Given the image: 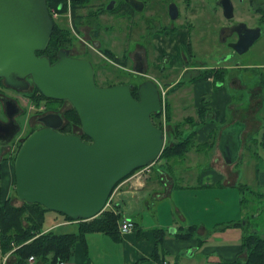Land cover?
<instances>
[{"label": "water", "instance_id": "95a60500", "mask_svg": "<svg viewBox=\"0 0 264 264\" xmlns=\"http://www.w3.org/2000/svg\"><path fill=\"white\" fill-rule=\"evenodd\" d=\"M219 4L225 18L235 16L232 0ZM170 11L172 19L179 16L176 3ZM54 25L48 0H0V78L25 90L30 76L42 95L68 100L90 138L85 141L81 134L62 132L61 114L42 117L44 126L27 136L16 155L17 195L75 222L101 214L120 181L159 159L166 134L152 115L163 111L162 91L148 78L137 87V98L130 84L98 85L91 60L72 56L68 49H60L55 62L37 54L47 48ZM237 31L239 38L230 45L238 54L249 50L262 35L261 26L245 22ZM16 125L11 124L8 133L18 132Z\"/></svg>", "mask_w": 264, "mask_h": 264}, {"label": "rangeland", "instance_id": "374dc122", "mask_svg": "<svg viewBox=\"0 0 264 264\" xmlns=\"http://www.w3.org/2000/svg\"><path fill=\"white\" fill-rule=\"evenodd\" d=\"M174 1L177 2L180 7V17L177 20L171 22L172 28H175L176 30H170H172L173 32H179V34L171 35V32H169L165 36L167 39L170 36H176L175 38L178 41L175 42L178 43L179 41H182V35L180 31L183 32V35H186L185 40L187 41L184 44L185 48L182 47L181 49L188 51V53L192 57L190 64L194 66H212L216 64V59L223 58L227 55H230L231 59L228 61L223 60L222 65H226L227 63L229 64L231 62H240L241 58L259 61L264 57V0H232L236 8L235 16L232 19L225 18L222 8L217 3L218 0ZM153 3L154 2H152V0H148V5L144 8L142 12H137L131 17L126 16L125 19H119V13H106L102 16V18L100 17L97 18V20H91L90 22V19H88L86 13L88 11V8H83L87 6V4H79L77 6L79 8L78 14H81V16H76L77 20H75V17L71 16L69 3L66 11H59L56 7L52 6L51 12L53 13L52 16L54 18L55 23L58 26L67 29V36L65 37L67 46L65 47L70 48L71 51L75 54L83 55L90 58L96 68V81H98L99 84L121 80H133L139 82L144 77L151 79L159 75L156 73V69H154L153 67L155 64L153 59H157L158 61L160 60V57L158 56V53L160 51L157 48V56L151 54V33L154 31V29H152V26H150L152 23H150L149 17L153 13ZM92 21L96 22L97 24L93 23ZM165 21L167 22L168 19ZM239 21H243L249 26L261 25L263 30V33L260 38L257 39L255 43L249 48V50L244 52L242 56L239 54L233 55L231 47L226 46L227 43L220 40V29L227 25H233L234 23ZM183 29H185V32ZM156 38L157 39H155V42L157 43V45L160 44L161 41H166L164 37L162 40H160L159 36H157ZM228 39L234 40L235 36H229ZM138 46H142L141 48H144L145 46L148 50L146 54L144 53V61L149 67L145 72L146 76L139 75L133 72L134 67L132 59L129 56L124 57L125 52L130 53L131 51H134V49L139 48ZM107 48L111 49V51L121 60L119 59V61H114L113 59H110L105 53L104 54L106 56L100 54V52L103 53V50ZM123 60H125V63L123 62ZM185 65H187V63L185 64L183 62V65H180L177 70H171V76V72L169 70L171 67L169 66L167 69V80H176L178 74H180L181 69H183ZM125 70H127V72H129L130 74L127 75L126 73H124ZM235 73L237 76L240 74L241 77L245 81L247 80L249 84L252 83L250 84L251 86L253 84H257L258 80L261 83V79H258L256 73H253L252 71L247 72L242 70L241 72L237 71ZM235 73L233 75H235ZM193 74L196 75L198 74V72H193ZM227 74H229L228 71ZM185 77L187 78L188 76ZM185 84L189 83L185 82ZM208 85L212 91V89H216L215 86L217 84L214 86L213 83H209ZM229 89L232 90V88ZM180 92H178L177 94L176 91L173 93L170 92L169 94L165 93V96L163 97L164 108L162 115L160 116L158 121L160 120L162 122V128L165 131L167 137L166 143L170 141L175 142L174 138H177V135H179V132L177 130L179 124L186 126L188 125L186 121L187 117H195L197 115L193 99L190 98V92ZM207 95L210 97L209 93ZM167 97L169 100L173 101L171 103L172 105H170V121H167L166 115V102L168 101ZM235 98L236 96H234V99ZM70 106L71 103L68 101L62 103L61 108L64 112L65 109H67L68 107L70 108ZM29 113L30 115H33L32 110H30ZM256 115L259 119V122L261 121V123H259L260 127L258 130L252 133V136L247 141L249 145L252 146L253 151H258V160L262 165H264V109H259ZM22 122L24 121L22 120ZM183 130L185 132L184 136H186L189 132L187 133V130L184 127ZM176 132L178 134H176ZM209 133L211 134V136H209L208 140L209 143H212L214 140V132L212 131V129H209ZM209 143H205V147L211 149L210 145H208ZM203 158L208 160V157L203 156ZM181 159L182 158H174L170 159L168 162H166L165 159L157 160L153 164L155 165V169H152L153 166L151 165L149 171L145 172L144 174L145 178H147L149 175H152L153 179L156 180L157 175L159 173V165H164V170L168 172L169 175L174 177L175 183L173 185V191L166 195H163V193L166 192L168 188L166 186H163V184L159 183H156V185L154 184L155 187L153 189H151L152 186H150L143 193V198H141V202H145L146 200L149 202L150 206L146 207V212L148 215L147 217L151 220H173L174 215H179V212L176 207H178L180 210H191L194 212V214H196L200 211V202L204 201L208 192H212L207 191L211 190L209 188L198 187L199 183L201 182L197 181V178L194 179L190 177L191 174L197 175L198 170H200L203 164H206V161L194 167V169L197 170L196 172L187 171L183 173V167L181 166L183 160L181 161V163H179ZM167 166L172 167L169 168ZM11 176V185L7 187L6 192L7 195H12L14 203L19 205L22 203V200H20L14 190V178L13 175ZM182 176L185 177L183 178ZM156 191L162 194L156 196L154 194V192ZM115 192L116 187L113 193ZM222 195L228 198V203L231 204V206L226 208L227 212H233V210H235L236 208L238 213H240V209L247 208L249 216L248 218H246V220L249 219L252 223L255 222L257 225L259 223L257 232L262 237H264V196L259 197L253 195L251 189L241 188L240 186L226 187L225 189H223ZM144 197L146 198V200ZM235 198L237 204H235ZM133 202V208L131 210H134L137 206H146L142 203L137 204L136 202V204H134ZM255 211L260 212V216L253 220L250 215ZM57 218H59V220L65 219L62 213L53 210H48V212L46 211L44 216V228H47L51 224H54ZM78 228L79 225L77 226L73 223L61 224L57 226L54 230L58 233H78ZM164 228L170 230V227H168V225H165ZM172 229L173 228H171V230ZM136 234L137 230L132 234V237H135ZM153 235L156 237L155 233ZM85 236V239L87 240V248L86 250L84 249V252L90 259V264H130L129 261L131 260L129 258L133 254L132 251L137 250L136 246L133 245L131 239H127L126 237L124 238V236H121L120 238H114L112 235H106L102 231L92 233L90 232L87 233ZM175 236L176 239H179L180 237L177 235ZM141 240L145 241L144 239ZM156 240L157 237L155 239V243ZM138 241L139 240L136 238L135 244H137ZM77 244H80L81 246V242H77L74 248H76ZM217 245L218 243L211 244L210 246L206 245L205 247L209 246L211 248V246ZM170 249V251L166 252H163L162 250L158 251H160L161 255L164 254L166 260L171 262L172 264H175L176 262H180L183 264H214L208 261L207 255L204 254L201 250H197L195 251L194 255L189 256L188 251L191 248H183L179 252H176L173 245ZM6 254L2 253L0 247V264H22L18 262L16 263L11 259L4 261ZM12 256L15 255L12 254ZM178 257H180L179 261H177ZM66 262L68 263V261Z\"/></svg>", "mask_w": 264, "mask_h": 264}, {"label": "crops", "instance_id": "0c3cea01", "mask_svg": "<svg viewBox=\"0 0 264 264\" xmlns=\"http://www.w3.org/2000/svg\"><path fill=\"white\" fill-rule=\"evenodd\" d=\"M183 30L185 32V29ZM180 32L182 41L178 43L175 42L178 41L175 38L176 36H170L168 39L164 37L166 41H159L160 44L158 45L156 43L158 50L160 47H163L171 53L170 72L171 70H177L180 65H183V62L187 63L181 69L176 80L170 81L171 84L163 88L167 94L175 91L176 94L180 91L183 93L190 92V98L193 99L197 115L195 117H187L186 121L188 125H182L181 135H177L178 137L174 138V140L178 142L181 138L179 136L185 137L184 127L187 133L189 132L186 136L194 133L195 147L193 146L194 148H191L185 155L186 157L182 158L179 163L183 160L181 166L183 167L182 172L185 173L187 171L196 172L197 170L194 167L206 161V164H203L200 170H198V174H191L190 177L197 178L196 180L201 182L198 187L209 188L211 190L207 191L212 192H208L204 201L200 202V211L198 213L194 214L191 210H180L176 207L179 215H174L173 220L164 221L158 219L155 221L147 217L146 207L150 205L145 197V202H141V198H143L142 195L145 190L150 186L153 189L156 183L163 184V186L168 188L163 195L173 191V185L175 184L174 177L164 170L165 166L159 165V173L156 180L153 179L152 175L146 176L147 178L144 176L142 179H135L129 176L120 182L107 207L120 212V219L128 216L134 222L135 226L131 232L124 235L119 231L120 237L124 236V238L131 239L133 245L137 248V250L132 251L133 254L129 258L131 260L129 261L130 264H161L153 256L156 250V237L153 234L155 233L154 229L164 228L165 225H168L170 230L164 228L166 234L163 241V249H161L163 252L170 251V248L174 245L176 252H179L183 248H191L189 256L194 255L195 251L201 250L207 255L208 261L214 264H220L222 260L235 261L236 259H245L246 252L241 246L243 232L245 229L255 232L259 226V223L257 225L249 219L246 220L249 216L247 208L240 209V213H238L236 208L233 212H227L226 208L231 206V204L228 203V198L222 194L223 189L226 187L240 186L241 188L251 189L253 195L264 196V165L258 160V151H253L252 146L247 141L252 136V133L260 127L259 123L261 121L259 122L257 118V111L264 109V57L259 61L241 58L240 62H231L226 65L221 64V68L226 69L229 73L226 74L223 81H213L211 78L196 80V77H200L203 74V71L198 68L207 69L210 65L194 66L190 64L192 57L188 51L181 49L182 47L185 48L186 35H183L182 31ZM178 34L179 32L171 33V35ZM183 52L184 54L186 53L184 57H182ZM243 54L239 55L242 56ZM230 59L229 56L227 61ZM242 70L256 73L258 79H261V83L258 80L257 84L251 86L250 84L252 83L249 84L240 74L236 75L235 72H241ZM193 72H198V74L195 75ZM234 73L235 75H233ZM171 75L172 72L170 73ZM179 81H182V85L184 84L183 86L180 85L182 87H177ZM185 82L189 84H185ZM209 83H213L214 86L217 84L215 86L216 89H212L211 91ZM229 88H232V90ZM208 93L210 97L207 95ZM234 96H236L235 99ZM168 102L172 105L173 101L168 99ZM202 106L208 107L205 110L206 116H204V121L202 120V116H199V109ZM209 129H212L214 132L212 143H209L208 140L209 136H211ZM176 134L178 133L176 132ZM205 143H209L208 145H210L211 149L205 147ZM203 156L208 157V160L203 158ZM152 166V169H155V165ZM167 167L171 168L172 166ZM154 194L159 196L162 193L156 191ZM132 202L134 204L136 202L137 204L142 203L146 206H137L134 210H131L133 208ZM235 204H237L236 198ZM259 216L260 212L256 211L250 215L253 220ZM235 222H241V224L239 226L222 228L226 224ZM73 223L74 225H79L78 221H69L66 218L59 220L57 218L54 224L45 229L54 230L61 224ZM192 225H197L198 227L194 238H175L177 233L183 232L187 227ZM171 228L173 229L171 230ZM136 230V236L132 237V234ZM136 238L139 240L137 244H135ZM200 239L204 241L202 244L199 243ZM86 241L81 242V246L77 244L76 248H74L73 258H70L68 264H90L91 261L84 252V249L86 250L87 248ZM216 243H218L217 246L209 247L211 244ZM206 245L209 246L205 247ZM179 258H177V261H179ZM9 259L17 263L16 256H10ZM163 264L172 263L165 258ZM232 264H236V262Z\"/></svg>", "mask_w": 264, "mask_h": 264}, {"label": "trees", "instance_id": "16d2710c", "mask_svg": "<svg viewBox=\"0 0 264 264\" xmlns=\"http://www.w3.org/2000/svg\"><path fill=\"white\" fill-rule=\"evenodd\" d=\"M48 6L50 10L53 6L59 11H66L68 8L66 0H48ZM76 7L77 6L75 5V8L73 7L72 9L74 17H76ZM174 30L176 29L174 28L173 31ZM66 36L67 29L62 28L55 23L47 48L43 51H38L37 54H46L50 57L52 62H55L58 59L59 50L67 46L65 38ZM103 51L110 59L119 61L115 54L110 50L104 49ZM226 74L227 70L224 68H208L203 71V74L200 77H196L195 79L203 80L213 77L214 81H223ZM113 83L114 82H108L104 85H111ZM181 84L182 81H179L177 86ZM1 85L2 83L0 82V86ZM36 92L39 93L40 90L36 88ZM39 94L45 97L41 92ZM136 94V91H134V95ZM37 99L39 98L37 97ZM55 101H60L62 104L67 100ZM207 109L208 107L203 106L199 109V116H202L203 121L204 116H206L205 110ZM62 115L64 118V123L61 127L62 132L70 134L78 133L81 134L85 141H90V138L82 130L80 117L72 104L70 108L68 107L65 109ZM161 115L162 112L152 115L153 121L160 127H162V122L160 120L158 121V119ZM166 115L167 121H170L171 110L168 101L166 102ZM177 130L179 135H181L180 132L182 131V125L179 124ZM180 137L181 138L178 142L170 141L165 144L158 160L165 159V161L168 162L173 158L186 157L185 155L187 152H189V150H191L195 144L194 133H191V135L185 136L184 138H182V136ZM13 178V183L15 184L16 178L14 172ZM10 185V181L4 185H0V247L3 254H6L14 249L12 254L16 256L18 263H26L28 258L32 255L35 256L38 264H56L59 260L69 261L74 253L75 244L79 241L85 242V235L89 232L102 231L106 234H109L110 236L112 235L114 238H120L119 229L117 226L121 217L120 212L108 207L103 210L101 214L92 219L78 221V233H58L53 229L46 230L44 228V216L45 212H48L49 209L40 203H27L23 200L21 204H15L12 195H7L6 192L7 187ZM14 190L16 192L15 188ZM62 215H64V213H62ZM64 216L69 221L73 220L67 215ZM240 224L241 222L229 223L224 225L222 228L229 226H239ZM197 228V225L189 226L183 232L177 233V236H180V238L182 237L184 239L194 238ZM154 232L157 240L155 246L156 250L153 256L161 264H163L165 261L164 254L161 255L160 251L158 250L163 249V241L166 231L164 228H156L154 229ZM203 242V239L199 240L200 244ZM241 246L246 252L245 259H236L235 261L222 260L220 264H232L235 262L236 264H264V237H262L257 231L251 232L245 229L241 239Z\"/></svg>", "mask_w": 264, "mask_h": 264}, {"label": "flooded vegetation", "instance_id": "af4514ba", "mask_svg": "<svg viewBox=\"0 0 264 264\" xmlns=\"http://www.w3.org/2000/svg\"><path fill=\"white\" fill-rule=\"evenodd\" d=\"M66 1L67 4L69 3V9L72 17H74L72 13V9L73 7L75 8V5L78 6L79 4H85V5L87 4V6L83 8H88V11L86 13L88 19H90V22L91 20H97V18L100 17L102 18V16L106 13H112V14L119 13L118 16L120 17L119 19H125L126 16L131 17L132 15H135V13L137 12H142L144 8L148 5V0H66ZM152 2H154L152 6L153 13L149 17L150 19L149 21L150 23H152L150 26H152V29H154V31L151 33L152 34L151 54L157 56L156 54L157 47H156L155 39H157L156 37L159 36L160 40H162L163 37H166L165 35H167L169 32L171 33L173 32L171 22L177 20L180 17V7L177 4V2H175L174 0H152ZM219 2L220 0L217 1L218 5L220 6ZM172 3H176L179 8V16L176 19H172L170 15L171 12L170 6ZM78 9L79 8L76 7V16L79 15L81 16L80 13L78 14L79 11ZM167 19L168 21L166 22L165 20ZM75 20H77V17H75ZM242 22L243 21H239L234 23L233 25H227L220 29V40L227 43L226 46L231 47L232 54H237V52L230 45V43L236 42L238 40L239 33L237 31V26ZM257 26H261V25H257ZM229 36L230 37L235 36V39L229 40L228 39ZM141 47L142 46L134 49V51H131L130 53L125 52L124 57L129 56L132 59L133 67H134L133 72L139 75L146 76L145 72L149 67L147 63L144 61V53L146 54L148 50L146 49L145 46H144L145 49ZM61 49H68L69 53L72 56L84 57L90 60V58L86 56L73 53L71 49L68 47H63ZM107 50L111 51V49L109 48H107ZM159 51L160 52L158 53L159 54L158 56L160 57V60L158 61L157 59L156 60L153 59V61L155 62L153 67L154 69H156V73L159 75L152 79H154L158 83L161 89V87H167L171 84V82L167 80L168 78L167 69L170 66L169 63L171 61V53L168 52V50L163 47H160ZM100 54L105 55L104 52L103 53L100 52ZM185 55L186 53L184 54L183 52L182 57H184ZM117 58L120 59L119 57ZM220 59L221 58L216 59V64L209 66V68L221 69L222 62L219 61ZM198 69H201V71L205 70V68L203 69L198 68ZM124 73H126L127 75L130 74L129 72H127V70H125ZM95 77L97 80L96 68H95ZM210 78L214 81L213 77ZM26 79L27 81H29V87L25 90H22L7 85L4 82V79L0 78V82L2 83V85L0 86V124H3L2 127L4 128L3 130L0 131V135L2 137L0 138V185H4L8 181H10V179H12L11 175H13V172L15 173L14 165H15L16 155L23 141L27 138V136L35 129L44 126L42 117L50 113H58L61 115L63 114V110L61 108L62 106L61 102L55 101L59 99H52L46 96L45 97L41 96L39 94L40 92L39 93L36 92L37 87L32 82L31 77L28 76ZM147 79H148L147 77H144L139 82L133 80H128V81L121 80V81H115L111 85L127 83L131 85V89L134 92L137 91V87L139 86V84ZM96 82L98 85L101 86H111V85H104L105 83L99 84L98 81ZM135 96L138 98L137 94ZM37 97L39 99H37ZM162 101H164L163 98ZM65 102H68V100ZM30 110L33 111V115H30L29 113ZM22 120L24 122H22ZM16 123L19 124V130L15 134L11 135L10 133H8L7 129L11 127V124L16 125ZM16 128L17 125L15 126V129Z\"/></svg>", "mask_w": 264, "mask_h": 264}, {"label": "built area", "instance_id": "2783aa9c", "mask_svg": "<svg viewBox=\"0 0 264 264\" xmlns=\"http://www.w3.org/2000/svg\"><path fill=\"white\" fill-rule=\"evenodd\" d=\"M161 91H162V97H164L165 96V93H166V90L163 87H161ZM163 105H164V103H163ZM163 108H164V106H163ZM149 169H150V166L141 167V168H139V170L137 169L131 175V178L134 177L135 179H142L144 177L145 172H148ZM117 187H119V185ZM117 187H116V190H117ZM113 194L110 197L111 200H112ZM111 200H109L107 206L109 205V203H110ZM117 226L119 228L120 233L125 235V234L131 232L134 229V226L135 225H134L133 220L130 219V218H128V216H127V217L121 218L119 220V224ZM13 250H11L10 252H8L5 255L4 261L8 260L10 258V256H12ZM26 264H38V261L35 258V256L32 255V256H30L28 258ZM56 264H68V263L65 260H59Z\"/></svg>", "mask_w": 264, "mask_h": 264}]
</instances>
